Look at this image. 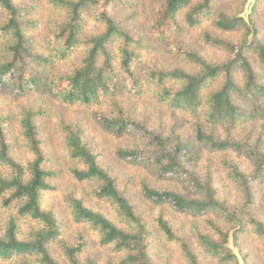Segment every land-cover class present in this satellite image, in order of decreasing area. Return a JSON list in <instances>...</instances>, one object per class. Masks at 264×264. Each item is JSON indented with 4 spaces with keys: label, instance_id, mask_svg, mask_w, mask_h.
<instances>
[{
    "label": "trees",
    "instance_id": "trees-1",
    "mask_svg": "<svg viewBox=\"0 0 264 264\" xmlns=\"http://www.w3.org/2000/svg\"><path fill=\"white\" fill-rule=\"evenodd\" d=\"M45 1L54 12L47 25L30 20L19 0H0V93L49 96L63 106L89 109L105 133L134 141L117 149L118 161L172 186L143 184L145 198L160 207L149 219L122 189L119 175L101 163L78 122L62 114L54 151L47 152L41 109L30 103L17 115L0 111V263L98 264L83 232L76 233L75 242L67 238L68 224L74 223L89 229L110 253L104 264H161L154 259L160 237L180 244L189 262L200 264L178 235L171 211L205 218L211 232H199L196 240L220 263L242 264L241 254L250 264L243 244L251 237L264 243V219L253 210L257 186L264 185V144L252 139L251 131L236 132L264 121V41L255 23L264 18V0H255L249 21L218 10L217 0H158L148 21L151 36L117 19L121 0ZM209 23L226 31L243 25L247 39L215 41L230 54L222 61L180 43L170 49L188 67L144 65L151 41L168 44L184 27ZM131 101H148L159 115H186L192 139L174 128L159 129L149 122L151 112L138 119ZM196 147L225 155L219 164L235 187V201L221 198L211 169L201 176ZM229 152L244 155L249 168ZM56 155L66 171L55 167ZM64 173L89 188L86 196L71 192L64 208L47 207L46 198L59 191ZM91 198L99 207L87 202Z\"/></svg>",
    "mask_w": 264,
    "mask_h": 264
},
{
    "label": "rangeland",
    "instance_id": "rangeland-1",
    "mask_svg": "<svg viewBox=\"0 0 264 264\" xmlns=\"http://www.w3.org/2000/svg\"><path fill=\"white\" fill-rule=\"evenodd\" d=\"M249 0H217L218 10H223L229 15H239L244 17L247 3ZM19 4L28 7L30 13V20L40 19L44 22L43 25H47L50 18L54 17V12L50 10L45 0H19ZM158 0H121L118 3L115 13L117 19H121L126 23V26L130 29L140 31L144 35H150L148 31V21L150 19L151 10L156 6ZM255 3V2H254ZM253 6V5H252ZM248 13L247 19L249 21ZM260 28L259 37L264 41V18H258L255 22ZM205 34H208L210 39H205ZM248 30L243 25L235 30L226 31L216 27L214 24L209 23L201 27L189 28L184 27L182 32L173 33L169 39V43H158L157 41H151L154 44L151 48L152 52L147 56L144 65H157L160 68H170L175 65H181L188 67L189 65L174 55L170 49L171 44H184L189 48L197 50L204 57L213 61H222L230 54L221 45H218L215 41H226L234 44L243 43L247 39ZM151 36V35H150ZM248 38H251L249 36ZM262 71V70H261ZM148 101L138 102L131 101L129 106H134L135 117L138 119H144L145 112H153V107L147 103ZM32 104L36 110L41 109L43 112L40 115L39 123L41 127V136L44 140H49V148L47 146V152L54 151L53 145L58 135V123L60 116L64 114L67 119H71L73 122H78L83 129L87 132L89 144L93 147L96 153L101 159V163L111 168L113 174H118L121 180V187L125 190L130 197L132 203L137 207L138 211H142L147 214L149 219H153L157 216L158 209L160 207L154 205L148 199L145 198L143 192V184L147 183L155 187H171L168 181H159L143 170L141 167L128 165L125 162L118 161L117 149L127 145H132L133 140L118 139L110 134L105 133L94 116L90 113L89 109L82 107H67L55 101L49 96L31 95L27 98H20L12 93H0V111L3 113H20L21 108L25 105ZM153 120L149 122L157 123L156 127L159 129H175L177 133L185 136L188 139H192L193 127L192 123L186 115L174 114L172 112H164L159 115L157 112L152 113ZM148 121V120H147ZM251 131L252 139H261L264 144V121L259 120L250 123L244 127L243 131L236 132L247 133ZM199 150V164L197 170L203 174L205 169H211L213 176L216 178V185L219 188L221 198L228 199L231 203L237 198L235 187L231 185L230 180L224 173L221 167L220 160L223 156L219 152H212L203 147H196ZM58 153V152H57ZM59 154V153H58ZM229 157L239 159L243 167L249 168V161L242 154L235 152H229ZM55 167L57 169L66 171V162L61 160L56 155ZM87 187L79 186L77 183L71 181L63 174V179L59 183V191L56 194H49L46 198L45 205H56L59 208H64L65 197L71 192H75L76 196L82 197L87 192ZM258 194V202L254 206V213L261 219H264V185L260 184L256 190ZM87 202L93 207H99L100 203L96 200L87 199ZM2 211H0L1 213ZM169 215L173 217L174 225L178 228L180 235L191 247V249L198 255L200 264H222L216 258L206 253L202 247L197 243L196 237L199 232L207 233L211 232L205 222V218H193L183 217L176 215L169 211ZM67 217V216H66ZM78 231L83 232L88 239L90 248L88 254L91 257H96L98 264H104L110 257V253L99 246L95 235L86 228L79 227L74 223L68 224L67 238L75 242L76 233ZM156 241V247L154 251V259L161 264H191L188 258L185 256L182 247L176 242H168L163 238H158ZM236 253L238 249L232 242L229 244ZM56 253H58L56 251ZM243 253H248V261L250 264H264V243L257 241L254 237H251L243 244ZM242 264H245L243 255L238 254ZM3 264V263H0Z\"/></svg>",
    "mask_w": 264,
    "mask_h": 264
},
{
    "label": "water",
    "instance_id": "water-1",
    "mask_svg": "<svg viewBox=\"0 0 264 264\" xmlns=\"http://www.w3.org/2000/svg\"><path fill=\"white\" fill-rule=\"evenodd\" d=\"M255 0H249L248 3H247V7H246V11L244 13V17L247 18L248 16V13L250 11V8L252 7V5L254 4Z\"/></svg>",
    "mask_w": 264,
    "mask_h": 264
}]
</instances>
